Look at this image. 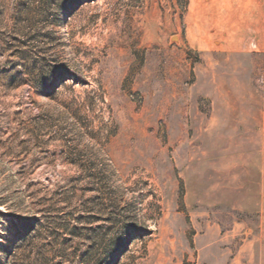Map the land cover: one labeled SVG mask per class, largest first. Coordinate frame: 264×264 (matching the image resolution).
Segmentation results:
<instances>
[{"label": "rangeland", "instance_id": "rangeland-1", "mask_svg": "<svg viewBox=\"0 0 264 264\" xmlns=\"http://www.w3.org/2000/svg\"><path fill=\"white\" fill-rule=\"evenodd\" d=\"M0 264H264V0H0Z\"/></svg>", "mask_w": 264, "mask_h": 264}, {"label": "crops", "instance_id": "crops-1", "mask_svg": "<svg viewBox=\"0 0 264 264\" xmlns=\"http://www.w3.org/2000/svg\"><path fill=\"white\" fill-rule=\"evenodd\" d=\"M262 260V259H261Z\"/></svg>", "mask_w": 264, "mask_h": 264}]
</instances>
